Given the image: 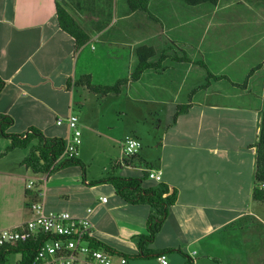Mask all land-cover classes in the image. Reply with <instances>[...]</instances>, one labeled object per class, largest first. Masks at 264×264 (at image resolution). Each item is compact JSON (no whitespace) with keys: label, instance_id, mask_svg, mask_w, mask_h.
Wrapping results in <instances>:
<instances>
[{"label":"crops","instance_id":"1","mask_svg":"<svg viewBox=\"0 0 264 264\" xmlns=\"http://www.w3.org/2000/svg\"><path fill=\"white\" fill-rule=\"evenodd\" d=\"M119 2L0 0V80L3 82L0 114L12 119L7 132L22 135L36 128L45 137L66 140V126H57L55 121L75 113L82 138L76 153L78 158L85 144L102 149L104 162H114L117 175L139 178L148 169H155L161 174V183L167 185L169 192H175L176 202L148 246L153 251L174 249L185 255L164 254L167 264H264V203L253 201L251 196L255 171V149L251 146L258 137L264 70L249 79L244 91L225 81L212 82L191 98L190 108L175 122L172 118L177 106L186 104L191 90L200 85L198 80L194 81L196 68H200L196 65L175 63L159 74L146 71L138 82H129L117 96L92 95L76 84L80 77L89 76L93 84L101 86H112L119 79L129 78L136 66L135 52L139 46L164 52L169 49V40L184 41L171 36L169 31H179L195 19L188 7L167 0L162 8L155 6L159 14H152L158 21L146 16L147 22L154 23L151 26L163 33L155 31L138 40L135 31L141 17L128 8L122 7L119 12ZM56 3L64 5L85 31L89 37L87 44L76 48L74 40L59 29ZM151 6L152 1L148 0L149 11ZM234 9L251 12L252 21ZM113 11L126 19L122 25L117 23L118 33L113 32L110 24ZM229 11L236 15L217 16ZM184 13L186 18L181 17ZM127 21L130 22L126 25ZM249 24H257L261 30L248 32L247 36L237 35L230 38L232 41H227L228 36L221 33H212L207 45L212 52L214 48L223 49L221 52L232 57L230 64L254 56V50L260 48L258 61L247 59L246 66L237 69L243 81L249 70L264 60V0H219L212 6L205 26L209 31L212 27ZM199 26L193 25L192 32ZM191 41L186 44L193 54L186 57L192 62L200 61L196 58L201 54L202 44L200 40L194 44ZM96 44L101 45V50L91 55V60L84 61L83 51L96 52ZM207 67L210 68L208 63ZM219 75L235 83L239 81L233 80L234 73L226 70ZM221 82L239 92L238 95L227 98L231 92L226 87H215ZM202 92L205 95L201 97ZM93 97L95 104L91 103ZM122 97L128 107L124 115L118 109V102L114 103V99ZM101 102L106 106L113 104L120 119L113 122L98 113ZM139 123L144 125L139 127ZM128 136L137 138L141 147L125 163L122 142ZM8 146L9 140L0 139V154ZM28 152V148L14 149L0 158V229L17 227L27 221L29 204L38 201L47 211L88 217L94 238L115 253H138L135 237L147 234L150 208L124 203L109 184L90 187L89 181L107 175L103 176L107 173L106 165L100 176H90L87 170L86 180L75 168L38 175L21 166ZM29 181L33 189L27 195ZM156 184L150 179L143 182L146 187ZM100 198H106V202ZM87 209H91L89 214ZM159 257L126 259L127 264H161Z\"/></svg>","mask_w":264,"mask_h":264},{"label":"trees","instance_id":"2","mask_svg":"<svg viewBox=\"0 0 264 264\" xmlns=\"http://www.w3.org/2000/svg\"><path fill=\"white\" fill-rule=\"evenodd\" d=\"M219 0H183L184 4L189 7H196L203 4L215 6ZM127 7L132 13H143L150 20L158 21V19L148 10V0H127ZM56 21L59 29L68 34L75 43L76 48H80L89 41L88 35L73 19L64 5L56 3ZM174 49V55H169L167 52L156 53L151 46L142 45L136 49V66L129 78L117 80L112 86H101L92 83L89 76L80 77L76 84L83 87L92 95L105 97L110 94L119 95L121 90L129 82H138L146 71L154 73H162L171 68V64H193L200 67L205 72V83L191 90L189 93V101L186 104L178 105L173 115V122L176 118L187 112L191 106V98L198 92L206 90L212 82L225 81L231 87L246 90L249 79L258 71L264 70V60L258 65L249 70L242 83L232 82L225 75H214L210 72L207 65L202 61H190L182 52L183 55L178 56V44L174 42L169 48ZM168 50V51H169ZM171 52V51H170ZM158 55V56H157ZM170 64H166V63ZM3 82L0 80V91ZM12 125V119L9 116L0 114V139L9 140V146L0 154L2 158L7 153L14 149H29L27 156L22 160L21 166L38 175H52L60 170L75 168L79 171L83 180H86L87 168L85 164L75 155L73 157H63L65 151V139L61 137H45L42 132L36 128L29 129L28 132L22 135L8 133L7 130ZM135 138V137H134ZM35 141V144L32 142ZM255 149V171L254 184L252 189V200L259 203H264V84L262 109L259 122V131L257 141L251 146ZM130 158H125L123 162L127 163ZM148 179L145 172L142 177H122L113 173L112 176H107L103 179L89 181L87 184L90 187L109 184L113 187L115 194L126 204L129 205H144L150 208V212L146 222V235L135 237L137 241L138 253L134 255H124L127 259H151L164 254L177 252L185 256L179 250L166 249L164 251H153L149 249L156 234L160 231L164 221L168 216L170 207L176 202V194L174 191L169 192L167 185L157 183L156 185L146 187L143 182ZM155 182V181H154ZM29 192V193H28ZM26 194H30L27 190ZM48 240L47 236L40 235L31 238L26 242H16L14 244H6L0 246V264L8 262V258L16 256L17 260L14 264H31L34 260L37 250L41 244ZM94 247L104 251L115 253L110 247L95 238L92 239ZM117 254V253H115ZM120 255V254H119ZM190 264V263H189Z\"/></svg>","mask_w":264,"mask_h":264},{"label":"built area","instance_id":"3","mask_svg":"<svg viewBox=\"0 0 264 264\" xmlns=\"http://www.w3.org/2000/svg\"><path fill=\"white\" fill-rule=\"evenodd\" d=\"M57 126H66L68 135L65 140L63 157H73L81 145V131L78 117L70 112L58 117ZM141 144L137 138L128 136L122 142L124 159L134 157ZM148 179L161 182L158 170L148 169ZM46 175V174H45ZM26 189L32 190L33 183L28 182ZM106 202V198H100ZM30 218L17 227L0 229V246L26 242L40 235L48 237L36 252L31 264H127V259L119 254L110 253L94 247L92 223L88 217H73L67 212L47 211L43 203L35 201L28 206ZM91 209H87L89 214ZM161 264H167L166 256L158 258Z\"/></svg>","mask_w":264,"mask_h":264},{"label":"rangeland","instance_id":"4","mask_svg":"<svg viewBox=\"0 0 264 264\" xmlns=\"http://www.w3.org/2000/svg\"><path fill=\"white\" fill-rule=\"evenodd\" d=\"M151 1H152V6L150 8V13L151 14L153 13L154 15H156L159 13H158V11H155V10H157V8L160 9L158 6H160L161 8H162V5L165 6V4H166L165 1H167V0H151ZM174 1H179V3H182L181 5H183V6L185 5L183 0H174ZM119 5H120L119 6L120 7L119 12H120V9H122V7L128 8L127 7V0H120ZM155 6L157 8H155ZM184 7H186V8L188 7L187 9H189L191 11V13L194 14L195 19L192 22H190L189 25L187 24V25H185V27L179 29V31L178 30H171V32H170L168 30L171 36L178 37V38H184L183 39L184 41H181V42L175 41V40H169V44H170L169 48L173 45L174 42H177V44H178L177 55L178 56L183 55L181 52V51H183L185 56L187 54V56H189V58H191L193 51L189 50L190 45H187L186 43L190 44V41L192 40L191 42L194 44L200 40V42H201L200 44H202V51H200L201 54L198 55L196 59L204 62L206 65L208 63L210 65V68H208V69H210V72L212 74L219 75V74H222L224 72V70H226L230 73H234L235 78L233 80L237 79V80H239L238 83H242L243 79H241L242 77H238L240 74L237 71V69L238 70L243 69L246 66V60L247 59L252 60V58H254L255 61H258L257 57L261 55L260 48H257L256 50H254V56L245 57L243 60H241V58H240L236 63L230 64V63H228V61H230L232 57L221 52V51H224L223 49L214 48L213 52L209 51V47L207 46L208 42L210 41L209 36H211L212 33H221L224 37L228 36L229 40H227V41H232V40H230V38H232V37L235 38V37H237V35L247 36L248 32H255L256 30H257L256 32H258L261 30V27H259L257 24H249L246 27L245 26H229L228 25V26H223L224 28L212 27L208 31V29L205 30V26H206V23L208 22L209 16L212 14V5L203 4V5L191 7V8L187 5H185ZM174 10L176 11L177 9L174 8ZM234 11L237 12L239 15L249 16V18H247V19L252 18L251 15H253L251 12H247V11H244L241 9H234ZM234 11H229L227 14L218 13L217 16L232 17V16L236 15V14H233ZM193 14H192V16H193ZM138 15H140V17H141L140 19H138V27L135 31L136 36L138 37V40H140L141 38H144L146 34H149V33L155 34V31L159 32L160 35L163 33V31L160 30V28H157V27L154 28V26H151L154 23H152L150 21L147 22L148 20H146L147 18H146L145 14L138 13ZM183 16L185 17V13H184V15H181V17H183ZM196 17L197 18L200 17L201 19H199V18L197 19ZM117 18H120V19L118 20ZM110 20H111L110 24L112 25L113 32H115V33H118V31L120 30L118 27L119 25H117V23H121V25H122L126 21V19L121 17L120 13H118L117 11L116 12L113 11V14H112V17ZM250 21H252V19H250ZM128 22H130V21H127L126 25ZM198 24H200L199 29L195 32H192L191 27L193 25L196 27ZM222 31H223V33H222ZM207 32H209V33H207ZM202 36H204V37H202ZM182 42H184V43H182ZM95 46H97V49H98L96 52H90L89 50L83 51L82 58H84V61H88V59L91 60L90 59L91 55L97 54L99 52V50H101L100 44L99 45L96 44ZM205 46H207L208 51L206 50ZM193 47L194 46L192 45L191 48L193 49ZM168 50H165L164 52H167L169 55H174V53H173L174 49H170L169 51ZM158 54H160V53H158ZM250 64H251V66L253 65L252 63H250ZM196 71L198 72V74L194 76V79H195L194 81L196 82L198 80L199 84L203 85L205 83V72L201 68H196ZM224 74H227V72H225ZM174 77L177 79V74H175ZM220 85L215 86V87H217V88L226 87L228 89V91L231 92V94L229 96H227V98H232L234 95H238V93H239L236 90H234L233 88L229 87L224 82H221ZM202 94H203V92L200 93L199 95H201V97H202ZM110 95L111 96H117L114 94H110ZM203 95H205V94H203ZM92 99H94V100H91V103L95 104V102H93V101H96L95 100L96 97H93ZM230 100H232V99H230ZM126 101L127 100L124 99V97H122L120 100L114 99L115 104L118 102V104H117L118 109L122 111L123 115L127 112L126 109L128 108ZM128 105H129V108L131 107V109H132L133 104L130 103V100H129ZM99 106L102 109H98L97 112L104 115V117L108 118L109 120H113V122H115V119L116 120L120 119V118L117 119V115H116L117 109H114L113 104H107V106H106V103L101 102ZM138 106H140V105L138 104ZM112 109L114 111H112ZM99 110H100V112H99ZM138 115H140V114H138ZM141 123H143V122L141 121ZM141 123H139V127H142V125H144ZM102 151L103 150L99 149V148L92 149L91 146H89L87 144L81 146L79 158L85 164L90 176H93V177L100 176L102 168L104 165H106L105 168L107 167V173H105L103 175V176H105L107 174L105 177H107L109 175L112 176V174L114 173V171L116 169V167L114 166V162H112V161L111 162H104L105 159L103 157H105V156H103ZM111 170H112V172H111ZM109 172H111V173H109ZM16 260H17L16 256H11L8 258V262L5 264H14Z\"/></svg>","mask_w":264,"mask_h":264}]
</instances>
